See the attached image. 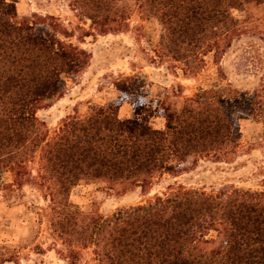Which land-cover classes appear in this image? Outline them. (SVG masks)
Instances as JSON below:
<instances>
[{"label": "trees", "instance_id": "trees-1", "mask_svg": "<svg viewBox=\"0 0 264 264\" xmlns=\"http://www.w3.org/2000/svg\"><path fill=\"white\" fill-rule=\"evenodd\" d=\"M70 6L91 21L89 36L125 31L133 8L156 18L158 56L190 75L208 54L219 64L233 41L256 40L234 11L264 12V0H70ZM48 18L33 13L18 21L15 2L0 0V175L11 176L0 181V193L21 197L25 185L42 193L70 264L87 247L98 264H264V191H207L171 181L108 214L85 212L70 199L83 183L144 194L163 174L178 176L206 157L222 161L239 146L241 119L264 124V84L248 89L228 80L223 88L153 105L142 83L134 87L125 76L114 83V101L90 105L85 114L72 108L49 135L36 113L64 95L67 78L83 70L90 53L59 39ZM128 99L132 113L121 117ZM155 117L163 127L152 125ZM15 263V252L1 248L0 264Z\"/></svg>", "mask_w": 264, "mask_h": 264}, {"label": "rangeland", "instance_id": "rangeland-1", "mask_svg": "<svg viewBox=\"0 0 264 264\" xmlns=\"http://www.w3.org/2000/svg\"><path fill=\"white\" fill-rule=\"evenodd\" d=\"M12 1L16 5L18 21L32 19L33 13L49 16L47 22L55 25L59 39L90 53L83 70L67 78L64 95L51 106L37 111L36 115L45 122L49 135L72 108L79 114H85L90 105L114 101L118 94L114 83L125 76L135 79L134 87L142 83L141 89L153 105L161 100L181 101L182 97L191 96L199 88L216 85L223 88L228 80L245 88L264 84V39H257L259 33L264 34V12L255 8L233 13L238 19L246 20L249 34H254L256 40L233 41L219 64L213 61L211 53L208 54L203 68L190 75L182 73L179 62L158 56L160 24L156 18H146L137 8L132 9L129 27L125 31L89 36L91 21L77 15L70 6V0ZM175 85L181 88H175L176 91ZM174 94L178 95L177 98ZM131 107L132 100L128 99L119 110L120 116H130ZM150 121L156 128L164 125V119L160 117ZM240 132L239 146L222 161L206 157L178 176L163 174L154 181L148 193L143 194L137 188L124 193L108 191L98 183H83L71 190L70 199L85 212L108 214L147 200L156 192L164 191L171 181L207 191L232 186L264 191V124L243 118L240 120ZM29 166L36 174L38 158L35 157ZM10 177V173L4 172L0 181L7 182ZM1 193L0 249L14 251L15 264H70L64 259V245L51 229L49 207L42 193L32 185L23 186L21 197ZM30 194L35 197L33 205L29 203ZM75 264H98L92 248L81 249Z\"/></svg>", "mask_w": 264, "mask_h": 264}]
</instances>
